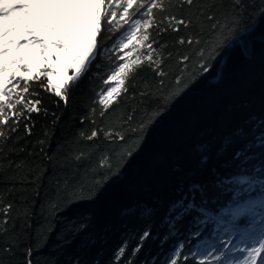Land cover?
<instances>
[{
	"label": "trees",
	"instance_id": "1",
	"mask_svg": "<svg viewBox=\"0 0 264 264\" xmlns=\"http://www.w3.org/2000/svg\"><path fill=\"white\" fill-rule=\"evenodd\" d=\"M164 2L166 12L153 10L159 27L147 29L159 68L147 60L136 65L107 109L98 99L112 66L108 50L125 56L115 63L131 58L113 46L120 33L107 31L103 5L100 21L86 19L102 26L97 38L106 51L66 100L55 86L63 68L73 73L74 53L35 54L27 63L39 72L27 81L12 71L23 65L11 68L6 79L30 89L9 93L13 102L19 94L39 103L17 105L23 115L8 110L9 123L0 124V264H170L177 250V264L201 257L216 264L240 214L253 206L250 198L264 197L260 184L247 190L238 182L264 178L253 168L264 161V147L246 153L249 163L234 157L264 132V0L237 7L235 0H195L191 8ZM166 16L192 25L173 31ZM114 23L123 25L119 18ZM146 45H130L133 57ZM48 73H56L51 84ZM239 201L246 202L236 208Z\"/></svg>",
	"mask_w": 264,
	"mask_h": 264
},
{
	"label": "snow or ice",
	"instance_id": "2",
	"mask_svg": "<svg viewBox=\"0 0 264 264\" xmlns=\"http://www.w3.org/2000/svg\"><path fill=\"white\" fill-rule=\"evenodd\" d=\"M194 2L195 0H180V7L188 5L191 8ZM240 3L241 0H235L234 7L239 6ZM102 5L105 9L104 23L109 26L107 31L113 36L117 32L120 33L119 38L113 41V46L122 52L128 49L125 55L131 59L123 63H115L117 59L124 61L125 56L111 57V51L108 50L109 63L112 66L110 71L102 77V83L106 87L100 91L98 103L107 109L121 92L128 74L133 72L135 66L144 60H147L149 65L155 64L156 68H159V54L156 53L155 42L151 39V34L147 29L152 28L154 25L159 27L156 21V12L167 11L164 0H147V2L145 0H107V3L106 0H0V124L7 125L9 123V118L6 115L8 110H13V116L23 115L22 110L17 105L39 103L38 100L31 101L19 94L16 95L15 102H13L9 93H13L17 88L24 93H28L30 89L27 83L20 84L17 82L13 84L11 79L5 80L4 73L12 70L10 65H23L24 67H17L12 71L13 74L19 73L21 78L27 81L32 78L33 71L39 72L38 69H32L31 65L27 63L28 60L36 58L35 54H39L40 58L44 59L45 56L52 55V49L64 54L74 53L71 60L68 61V67L74 69L73 73L68 75L67 67L63 68L60 74L64 76V79L55 86V94L65 100L71 88L87 78L98 58L103 56L106 51L97 38L98 35L102 36L103 34L102 26L99 23L93 25L91 21L86 19L94 15L95 20L100 21V7ZM154 9L156 12L153 11ZM117 18L123 21V25L118 26L114 23ZM212 18L209 17V19ZM164 19L173 31H178L180 25L184 27L192 25L191 20L175 16H166ZM6 23L14 26L5 27ZM85 28L89 29L87 33L83 31ZM39 29H43L47 35H41ZM165 30L167 29H161V31ZM6 36L14 37L8 45L3 42ZM17 37H27V39L21 43L18 39H15ZM145 42H147L148 51L138 53L133 57L132 49L136 47L137 43L143 47ZM184 42V40L180 41V43ZM193 42L192 39L187 41L189 44ZM130 45L132 49H130ZM218 47L219 45L214 47L213 51L215 52ZM22 49H31L34 55L9 61L8 65L4 63V58L11 51L19 52ZM154 54L157 59L153 58ZM56 59L59 61L62 57L57 56ZM201 67L207 71L206 65H201ZM159 74L163 75L162 72ZM47 75L48 83L51 84L52 77L56 73H48ZM112 82H115L116 86H111ZM8 85H12V87H7ZM124 90L126 91V88ZM3 136V131H0V137ZM95 136H97V132L94 131L89 139ZM244 137L243 130H238L236 138L243 139ZM253 147H264V132H261L255 138V142L245 144L243 149L234 154V157L240 158L244 163H249L250 158L246 153ZM104 166H107L106 162ZM253 168L256 173H264V161L253 165ZM238 182L241 184L248 183L249 189L247 190H251L254 184H260L264 187V178L249 181L248 177H244ZM194 187L202 188L203 186ZM204 194L207 195V189H204ZM260 207L264 208V200L260 202ZM193 208H195V204L187 206L185 211L187 212ZM249 211L252 210L249 209ZM206 222L205 220L198 221V223ZM257 224L259 225V235L255 236L251 243H246L244 247L237 248L238 252L244 254L237 264H264V218L253 221V231L256 230L255 225ZM149 235L150 233L145 232L141 239H146ZM228 243H231V241ZM179 247L182 248L183 246L180 245ZM123 251L122 248L120 254ZM213 251L215 249L209 250L206 256L212 255ZM226 251H229V249L225 248L219 251L218 255H215L214 261L216 264L224 259ZM181 255V251H175V258H171L170 264H177ZM195 255L193 253V256ZM198 264H206L205 257H201ZM208 264H212V261H208ZM227 264H234V262L228 260Z\"/></svg>",
	"mask_w": 264,
	"mask_h": 264
}]
</instances>
